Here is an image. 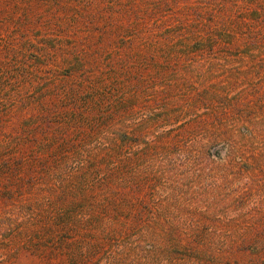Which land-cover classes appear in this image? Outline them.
Listing matches in <instances>:
<instances>
[{"label":"trees","instance_id":"16d2710c","mask_svg":"<svg viewBox=\"0 0 264 264\" xmlns=\"http://www.w3.org/2000/svg\"><path fill=\"white\" fill-rule=\"evenodd\" d=\"M127 4L136 10L135 1ZM140 7L136 21L122 30L120 46L107 55L118 57L119 70L105 77L99 107H89L102 112L103 147L89 149L78 165L61 160L51 171L39 158V164L22 171L23 178L0 175L29 190L36 182L32 168L43 176L37 195H30L41 203L42 225L30 229L26 220L9 235L21 231L33 240L44 238L46 247L64 253V264H264V200L250 196L247 185L225 186V173L217 186L201 182L195 193L192 186L186 190L183 177L194 175L187 164L174 163L171 152L178 146L187 151L190 143L180 139L185 131L195 136L196 128L205 126V119L196 120L200 114L227 115L224 110L239 106L243 97L236 96L235 85L251 77V68L264 70V0H195L192 5L151 0ZM125 32H135L137 47ZM127 46L130 51L123 50ZM80 62L79 57L74 65ZM180 85L187 94L184 103L163 104ZM219 96L224 107L215 103ZM198 109L200 114L191 112ZM224 125L209 131L213 135L207 139L225 138L220 144L229 160L247 163L258 156L260 142L249 125ZM74 151L83 157L81 148ZM211 153L221 156L216 147ZM202 192L214 202L201 199ZM49 248L44 256L54 261Z\"/></svg>","mask_w":264,"mask_h":264},{"label":"rangeland","instance_id":"374dc122","mask_svg":"<svg viewBox=\"0 0 264 264\" xmlns=\"http://www.w3.org/2000/svg\"><path fill=\"white\" fill-rule=\"evenodd\" d=\"M132 1H135L136 10L128 6V0H0L1 176L23 178L27 175H22V171L28 172L31 168L27 166H35L39 158L45 159L51 171L61 160L70 161L71 166L78 160L84 163L89 149L103 147L106 141L103 132L106 130L101 128L102 112H93L89 107H99V98L105 91V77L110 71L119 70L118 57L108 56L110 59H107V55L114 54L115 48L122 43V30H127L130 23L136 21L140 3L148 4L151 0ZM194 2L183 0V5ZM93 20H98L97 24H93ZM109 37L110 45H107L105 40ZM124 37L129 42L133 39L134 46H138L135 32H125ZM130 47L123 50L130 51ZM136 51L138 48L130 53ZM79 57L80 64L74 65ZM248 73L251 77L243 76L242 83L234 88L236 96L243 97L240 105L224 110L227 115L207 111L200 114V109L191 111L200 114L196 120L205 119L209 125L198 126L195 136L186 134L188 130L184 132L186 137L180 140L190 143L187 151L181 146L171 151L174 163L187 164L194 175L183 177L186 190L192 186L191 191L195 193L201 182L210 188L217 186L216 179H221L225 173L229 177L225 186L230 183L233 186L247 185L250 196L264 200V70L255 72L251 68ZM90 77L95 78L86 80ZM146 84L150 86L149 80L145 81ZM183 90L184 85H180L172 99L164 100L163 104L184 103L187 94ZM236 96H233L234 100ZM223 101L219 96L215 103L221 105ZM211 113L212 120L209 119ZM235 121L238 125H249L254 132L253 138L260 142L255 149L258 156L247 163L240 159L229 160L220 144L225 138L207 139L213 135L209 131L219 132L225 129L224 124ZM167 140L168 145L174 142L172 138ZM77 147L83 150V157L79 155L82 152L74 151ZM215 147L218 148L217 155H221L218 159L211 153ZM6 165L10 169L6 170ZM15 168L17 173H14ZM32 170L36 180L33 190L26 186L21 188L16 182L10 184L8 180H0V264H64V253L46 247L44 238L33 240L29 232L24 234L21 231L15 236L9 235V229L26 220L30 221V229L38 230L42 225V211L37 206L41 203L30 195L39 187L43 176L38 169L33 167ZM56 179V173L50 177L53 183ZM201 196L209 205L214 202L203 192ZM260 206L263 208L264 204L260 203ZM46 248L51 249L54 261L45 258Z\"/></svg>","mask_w":264,"mask_h":264}]
</instances>
